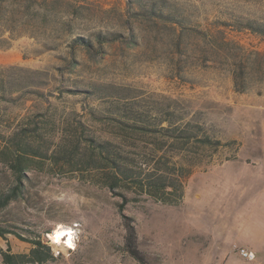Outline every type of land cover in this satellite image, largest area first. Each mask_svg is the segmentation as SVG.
Segmentation results:
<instances>
[{
  "label": "rangeland",
  "instance_id": "rangeland-1",
  "mask_svg": "<svg viewBox=\"0 0 264 264\" xmlns=\"http://www.w3.org/2000/svg\"><path fill=\"white\" fill-rule=\"evenodd\" d=\"M257 23L264 0H0V192L14 184L13 137L22 132L30 163L20 195L0 212L12 231L0 246L24 253L40 237L54 256L41 264H142L126 250L125 215L145 264H264V251L246 260L236 249L264 239ZM167 116L223 144L175 142L161 129ZM104 140L137 170L180 173L197 157L181 202L126 182L111 190V170L92 150ZM59 223L75 229L73 249L46 243Z\"/></svg>",
  "mask_w": 264,
  "mask_h": 264
},
{
  "label": "trees",
  "instance_id": "trees-1",
  "mask_svg": "<svg viewBox=\"0 0 264 264\" xmlns=\"http://www.w3.org/2000/svg\"><path fill=\"white\" fill-rule=\"evenodd\" d=\"M153 4V2H151ZM161 14V12H160ZM167 18H173V15L166 13ZM253 24V23H252ZM250 28L253 30H260L264 32V25H259L258 23L252 25ZM102 39L106 38L105 35H100ZM114 36V35H113ZM115 37V36H114ZM87 45L89 41H85ZM32 73H39L38 71H32ZM163 121L167 122L166 126H162V130H169L168 133L170 137H173L175 142H180L178 140H184L181 142H187L191 137L194 138L196 142L200 144L201 147L208 148H218L220 144H223L218 139H212L209 135H200L196 131H189L188 126L190 123L185 124H175L172 118L167 116L163 118ZM132 131L139 130L143 131L142 126L136 125V123H125ZM199 125H196L198 127ZM147 128V127H145ZM177 130V131H176ZM28 133L22 132L18 136L13 137V143L18 147V154L14 156L13 160L10 162V169L14 177V184L7 191L0 192V212L3 211L8 204L15 200L21 193V182L25 176V171L29 168V159L27 158L25 152L28 150L26 148V143L23 141V137ZM92 150L96 154V159L101 163L102 167H109L110 172L104 173L105 184L113 190L115 187L119 186L121 183L126 182V184H132L141 190H146V192L153 196L154 198L169 204H178L181 202L183 195V185L185 178L191 173L193 167L199 164V159L193 157L189 161L180 162V168H184V172L177 171H166L162 169H157L153 167L152 170L143 171L142 169H135L130 163V159L125 157L118 147V144L114 141L104 140L94 142L92 145ZM21 151V152H20ZM71 158L67 155L63 156L67 163H71ZM92 162L93 157H89ZM161 170V171H160ZM123 205H121L122 207ZM125 222V247L131 256L137 259L142 264H145L143 253L140 251L137 242V232L132 219L123 215ZM6 232H12L10 229H3L0 227V236L6 239L4 234ZM32 246L28 252L15 253L10 249V245L7 243L5 249L0 246V252L2 255V260L4 264H25L28 262L43 263L47 260L54 258L53 253L48 245L42 242L40 237H32L28 239Z\"/></svg>",
  "mask_w": 264,
  "mask_h": 264
},
{
  "label": "built area",
  "instance_id": "built-area-1",
  "mask_svg": "<svg viewBox=\"0 0 264 264\" xmlns=\"http://www.w3.org/2000/svg\"><path fill=\"white\" fill-rule=\"evenodd\" d=\"M71 230L73 231V237H72V241H73V246H68V244L64 241L61 243H52V239L49 237V233H46V243L50 244V245H54L55 247L58 246H62V247H66L67 249H73L75 247L76 244V239H77V234L75 232V229L73 227H71ZM237 253L243 257L246 260H253L255 259V252L247 247L244 246H238L237 248Z\"/></svg>",
  "mask_w": 264,
  "mask_h": 264
},
{
  "label": "bare ground",
  "instance_id": "bare-ground-1",
  "mask_svg": "<svg viewBox=\"0 0 264 264\" xmlns=\"http://www.w3.org/2000/svg\"><path fill=\"white\" fill-rule=\"evenodd\" d=\"M72 232L70 226L68 228L59 223L51 232H49V237L52 239V243H61L65 241L68 246H73Z\"/></svg>",
  "mask_w": 264,
  "mask_h": 264
},
{
  "label": "crops",
  "instance_id": "crops-1",
  "mask_svg": "<svg viewBox=\"0 0 264 264\" xmlns=\"http://www.w3.org/2000/svg\"><path fill=\"white\" fill-rule=\"evenodd\" d=\"M244 243L248 244L250 246V247H247V246H245V247H247V248H249L255 252V257H256V254L261 255L264 251V249H263L264 248V245H263L264 239H261V237H257V238L252 239V240H246V241H244ZM242 246H244V245H242Z\"/></svg>",
  "mask_w": 264,
  "mask_h": 264
}]
</instances>
